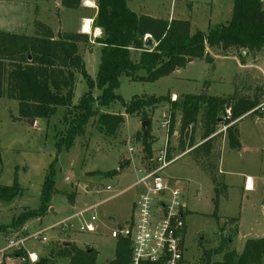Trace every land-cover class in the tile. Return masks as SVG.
Segmentation results:
<instances>
[{"label": "rangeland", "instance_id": "obj_1", "mask_svg": "<svg viewBox=\"0 0 264 264\" xmlns=\"http://www.w3.org/2000/svg\"><path fill=\"white\" fill-rule=\"evenodd\" d=\"M85 2L82 0L76 9H65L60 0H0V32L32 36L37 31L36 22L50 28L55 36L77 33L79 29L78 33L89 40L88 44L80 43L79 48L85 71L94 79L99 69L101 46L93 44V40L100 34L96 35L92 23H89V33L82 32L84 18L92 22L96 14V4L92 2L95 8L87 9ZM232 6L233 0H130L128 7L143 13L148 11L161 19L169 14L175 19H186L193 34L225 25L231 18ZM207 53L212 63L193 60L183 69L153 83L133 82L122 76L116 94L126 104L134 98L170 95V100L174 101L183 94L202 93L216 98L259 97V103L264 100V52L254 58L246 54L243 62L235 51L225 55L208 49ZM138 57L139 53L133 52L132 59ZM87 90L85 81L78 77L73 103L76 104ZM92 94L97 96L98 89L94 88ZM167 107L168 104H159L149 117L148 141L152 158L164 148L172 156L181 154L177 140L178 117L174 133L167 141ZM99 112L123 117V125L114 136L99 133L96 118H92L83 137H77L69 149H57L56 139L66 130L62 108H58L49 121L37 119L30 125L20 117L17 101L0 98V186H11L16 178L21 188V193L11 202L0 201V249L10 238L44 231L42 237L46 241L41 238L28 240L22 246L25 253L33 252L38 258L47 256L67 242L81 249H94L97 264H108L114 258L116 240L110 237V232L133 216V204L140 189L129 187L148 162L141 141L135 140L143 131L141 119L125 115L119 101L109 107H100ZM260 121H264V114L258 112L247 114L237 122L238 149L229 147V141L222 136L220 173L214 172L216 182L188 152L164 169L163 176L175 180L187 205L183 264H198L206 251L216 248L223 240H230L226 250L240 253L245 240L264 237V123ZM194 141L200 144L199 132L195 133ZM50 167L54 186L46 212L26 222L21 229L9 228L12 219L19 214L38 210L42 184ZM107 172L115 174L104 176ZM248 177L255 184L250 192L244 188ZM106 186L112 191H106ZM114 194L118 195L104 201ZM94 205L97 207L83 218L75 217ZM91 214L96 217V231L80 232L81 221ZM15 254L14 250L4 251L2 263L27 264ZM213 259L219 261L221 256ZM58 263L68 264V261L58 260Z\"/></svg>", "mask_w": 264, "mask_h": 264}, {"label": "trees", "instance_id": "obj_2", "mask_svg": "<svg viewBox=\"0 0 264 264\" xmlns=\"http://www.w3.org/2000/svg\"><path fill=\"white\" fill-rule=\"evenodd\" d=\"M91 1L96 4L92 26L100 30V36L93 40V44L101 46L95 78L86 73L80 53V43L85 45L89 42L86 35L64 33L55 36L50 28L36 22L37 31L32 36L0 32V98L17 101L20 117L34 121H49L57 109L62 108L66 130L56 139L57 149H69L77 137H83L92 118H96L99 133L114 136L124 119L121 115L100 113V107H109L119 101L125 115L149 122L154 108L161 103L168 104L167 141L174 133L178 117L177 140L181 154L190 150L188 153L196 164L216 182L214 172H219L222 136L229 141V147L240 148L236 124L249 113H262L257 110L259 97L216 98L202 93L183 94L174 101L170 100V95L134 98L126 104L116 90L122 76L133 82L153 83L183 69L193 60L204 59L212 63L208 49L225 55L235 51L241 62L244 61L240 53L243 49L250 56L264 52V1L233 0L229 22L206 33L193 34L188 20H162L138 15L128 8V0ZM81 2L60 0V5L65 9H76ZM146 37L155 43L153 50L144 47ZM133 52L139 53L137 60L132 59ZM141 72L145 75H140ZM78 77L85 81L88 90L74 104L72 100ZM94 88L99 91L97 96L92 94ZM224 127L226 129L222 131ZM196 132L200 134V144L194 141ZM148 138V131L147 134L142 131L135 140L141 141L145 160L149 163L152 153ZM167 157H170L169 153ZM113 174L115 172H107L104 176ZM53 186L54 174L50 167L42 184L38 210L19 214L12 219L9 228L21 229L29 220L41 217L49 207ZM20 193L21 188L15 178L11 186H0V201L9 203ZM229 241L223 240L216 248L206 251L198 264H264V237L245 240L240 253L226 250ZM130 254L129 241L119 237L115 242L114 258L108 264H129ZM25 255L20 249L14 256ZM215 256H221V259L216 261L213 259ZM58 260H67L68 264H97V252L90 247L80 249L73 243L63 242L49 255L27 264H59Z\"/></svg>", "mask_w": 264, "mask_h": 264}, {"label": "built area", "instance_id": "obj_3", "mask_svg": "<svg viewBox=\"0 0 264 264\" xmlns=\"http://www.w3.org/2000/svg\"><path fill=\"white\" fill-rule=\"evenodd\" d=\"M89 21L92 23L91 20ZM258 109L260 112H264V100L258 105ZM225 129L226 127L222 128V131ZM189 151L186 150L185 153ZM167 155L168 151L164 148L148 164L142 166L140 177L129 187L140 189L133 204V216L126 223L110 232V237L114 240L120 237L129 241L131 249L129 264H183L184 262L186 206L176 184L162 174L164 169L181 155L172 156L170 154L169 158ZM105 190L112 191L110 186H106ZM118 194H114L104 201ZM96 207L97 205L89 207L77 213L75 217L83 218ZM95 222L96 217L91 214L89 218L81 221L79 231L95 232ZM43 232L39 231L31 235L8 239L6 246L0 249V264L4 251L20 250L24 243L30 239L41 238L45 242L46 238L42 237ZM17 258L23 263H34L38 256L31 252Z\"/></svg>", "mask_w": 264, "mask_h": 264}, {"label": "crops", "instance_id": "obj_4", "mask_svg": "<svg viewBox=\"0 0 264 264\" xmlns=\"http://www.w3.org/2000/svg\"><path fill=\"white\" fill-rule=\"evenodd\" d=\"M91 1V0H90ZM184 1H186V0H184ZM91 2H93V1H91ZM94 4V3H93ZM190 5H192L191 3H190ZM127 6H130V0H128V2H127ZM90 8H95V4H94V7H90ZM129 8V7H128ZM87 9H89V7L87 8ZM96 9V8H95ZM130 9V8H129ZM132 10H133V12H135L136 14H138V15H147V16H150V17H153V18H158V17H154V15L153 14H150L148 11H145V13H143V12H141L142 10H134V8H131ZM130 9V10H131ZM145 9V8H144ZM232 9V7L230 8V10ZM138 11H140V12H138ZM144 11V10H143ZM148 12V13H147ZM231 12H232V10H231ZM147 13V14H146ZM158 19H161V18H158ZM163 19H168V20H172V19H174V20H182V19H175L173 16H172V14H169L168 15V17L167 18H163ZM162 19V20H163ZM84 20H85V18H84ZM83 20V21H84ZM184 20H186V19H184ZM98 29H95V31H97ZM98 31H100V30H98ZM75 32H79V29L78 30H76ZM171 95H173V94H171ZM263 101V100H262ZM166 111V110H165ZM167 111H168V109H167ZM167 113H165V115H166ZM261 114V113H260ZM262 114H264L263 112H262ZM35 122L36 121H34V124H35ZM260 122H263L264 123V121H260ZM200 143V142H199ZM219 170H220V168H218ZM218 173H220V171L218 172ZM168 179H170V178H168ZM248 179H250L251 180V189H249L248 188V186H247V180ZM171 181H173V183H175V180H173V179H170ZM176 184V183H175ZM244 188L247 190V192H250L251 190H253L254 188H255V184H254V181L250 178V177H248V178H246V181H245V184H244ZM183 201H184V198H183ZM185 203V202H184ZM186 205V204H185ZM186 208H187V205H186ZM187 212H188V210H186V214H187ZM110 221H113V219H110ZM75 244V243H74ZM76 245V244H75ZM77 246V245H76ZM78 248H80L79 246H77ZM81 249V248H80Z\"/></svg>", "mask_w": 264, "mask_h": 264}, {"label": "water", "instance_id": "obj_5", "mask_svg": "<svg viewBox=\"0 0 264 264\" xmlns=\"http://www.w3.org/2000/svg\"><path fill=\"white\" fill-rule=\"evenodd\" d=\"M144 47L148 50H153L155 47V43L152 41V39L150 37H146L144 40ZM241 57L244 58L247 54V50L243 49L241 50ZM256 55H252V58H254ZM165 113H167V109L165 111ZM25 122L29 123L30 125H34V120H28V119H24ZM148 126H149V122H143L142 123V129L144 134H147L148 131ZM66 245V243H64Z\"/></svg>", "mask_w": 264, "mask_h": 264}, {"label": "bare ground", "instance_id": "obj_6", "mask_svg": "<svg viewBox=\"0 0 264 264\" xmlns=\"http://www.w3.org/2000/svg\"><path fill=\"white\" fill-rule=\"evenodd\" d=\"M85 1H86L84 3L85 6L94 7V4L90 0H85ZM89 23H90V21L88 19L83 21V27H82L83 28V30H82L83 33H89ZM99 32L100 31H98V30L96 31V35L97 36L100 34ZM247 186H248L249 189H251V180L250 179L247 180Z\"/></svg>", "mask_w": 264, "mask_h": 264}]
</instances>
